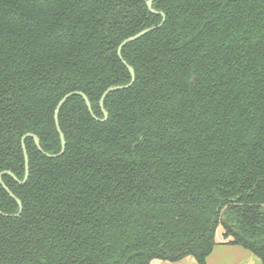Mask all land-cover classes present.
I'll list each match as a JSON object with an SVG mask.
<instances>
[{"label":"trees","instance_id":"1","mask_svg":"<svg viewBox=\"0 0 264 264\" xmlns=\"http://www.w3.org/2000/svg\"><path fill=\"white\" fill-rule=\"evenodd\" d=\"M0 0V264H264V0ZM27 133L35 134L43 152Z\"/></svg>","mask_w":264,"mask_h":264},{"label":"water","instance_id":"2","mask_svg":"<svg viewBox=\"0 0 264 264\" xmlns=\"http://www.w3.org/2000/svg\"><path fill=\"white\" fill-rule=\"evenodd\" d=\"M152 4H153V0H146V5H147V8L148 10L151 12V13H154L156 15H160L162 17L160 23L156 26H151V27H148V28H145L141 31H139L138 33H136L135 35H132V36H129L127 38H125L118 46L117 48V55L118 57L122 60L123 64L126 66V68L128 69L129 71V74H130V81L127 83V84H124V85H114V86H110L108 87L104 92L103 94L101 95L100 99H99V107L101 108L102 110V113H103V118L100 119V118H97L93 112H92V108H91V104L87 98V96L83 93V92H70L68 94H66L57 104L56 106V109L54 111V120H55V124H56V129H57V132L59 134V138H60V143H61V149H60V152L57 153V154H47V153H44L46 154L48 157H59L63 154L64 152V149H65V138H64V134L63 132L60 130V127H59V124H58V112H59V109L60 107L64 104V102L73 94H78L80 95L89 112L92 114L93 118L98 120V121H105L107 116H108V113L107 111L105 110L104 108V99L106 98V96L114 91H118V90H122V89H127L129 88L134 80H135V72H134V69L132 66H130L129 64L126 63L125 60H123L122 58V55H121V51L123 49L124 46H126L127 44L139 39L140 37L144 36L145 34H147L148 32L156 29V28H159L163 23H164V20H165V15L164 13L160 12V11H157L155 10L153 7H152ZM26 136L28 137H31L34 141V144L35 146L38 148L39 151L43 152L42 148H41V145H40V140L39 138L35 135V134H32V133H27ZM24 139V138H23ZM23 139H22V149H23V156H24V167H25V174H24V178L20 181L16 176H14L13 173H11L10 171H3L0 173V183L3 187V189L10 195L11 198H13L17 205H18V211L17 213L15 214H3L5 216H18L21 211H22V204H21V201L11 192V190H9V188L4 184V182L2 181L1 177L3 174H8L10 175L14 180L20 182V183H24L26 180H27V177H28V155H27V152H26V148H25V145L23 143ZM1 213V211H0Z\"/></svg>","mask_w":264,"mask_h":264},{"label":"crops","instance_id":"3","mask_svg":"<svg viewBox=\"0 0 264 264\" xmlns=\"http://www.w3.org/2000/svg\"><path fill=\"white\" fill-rule=\"evenodd\" d=\"M216 236L217 244L208 255L205 264H261L260 259L249 250L233 244H227L221 237V231ZM150 264H198L194 257L186 256L178 261L154 259Z\"/></svg>","mask_w":264,"mask_h":264},{"label":"rangeland","instance_id":"4","mask_svg":"<svg viewBox=\"0 0 264 264\" xmlns=\"http://www.w3.org/2000/svg\"><path fill=\"white\" fill-rule=\"evenodd\" d=\"M219 232H220V229H219L218 233H219ZM218 233H217V236L219 235Z\"/></svg>","mask_w":264,"mask_h":264},{"label":"flooded vegetation","instance_id":"5","mask_svg":"<svg viewBox=\"0 0 264 264\" xmlns=\"http://www.w3.org/2000/svg\"><path fill=\"white\" fill-rule=\"evenodd\" d=\"M15 176V175H14ZM2 178V177H1Z\"/></svg>","mask_w":264,"mask_h":264}]
</instances>
